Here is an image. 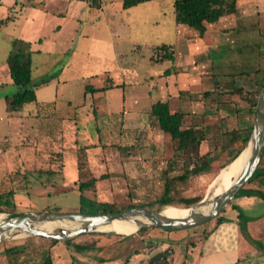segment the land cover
<instances>
[{"label":"rangeland","instance_id":"1","mask_svg":"<svg viewBox=\"0 0 264 264\" xmlns=\"http://www.w3.org/2000/svg\"><path fill=\"white\" fill-rule=\"evenodd\" d=\"M14 1L0 0V20L8 19L0 27V182L4 179L7 183L4 186L10 185L15 191L12 197V213L14 215L40 212L79 213V211L95 213L102 210L101 204L110 206L106 209L113 208L116 212L126 210L129 205L161 210L157 200L161 197L166 181H169L171 187L169 196L171 199L203 198L209 183L229 158L228 151L219 148L222 140L215 144L214 139L220 132L235 127L242 130L249 125L252 126L254 119V114L249 115L247 119L243 117L246 113L245 103L238 104L231 101L227 104L219 101L220 96L225 95L224 92L216 95L213 99L214 103L206 114L205 132L209 143L205 149L210 152V171L202 176L192 177L186 183H178L174 180L182 172V164L174 159V143L167 136L159 137V131H156L157 134L154 133L153 130H157L158 126L153 121L150 125L151 136L144 134L131 147L130 156L139 153L141 156L137 162L140 161L141 164L136 165V171L130 174L129 179L121 167L120 160L126 155H122L116 149L119 143L108 135L110 127L120 129V124H97L94 123L93 118L89 117L86 120L83 117L86 122L81 126L78 125L76 138L73 135L64 137L55 134L57 129L51 125L44 126L37 123L38 121L31 123L30 120H25L20 126L19 118H14L5 112V102L2 98L18 90L10 80V73L21 68L22 62L8 60L14 40L31 44L30 68L33 81L50 79L49 85L36 90L39 101L53 100L57 93V98L62 101L70 100L74 104H81L85 87L99 84L101 75H107L105 80L107 84L125 82L127 95L150 90L153 96H156V78L150 79V76L163 72L168 67V63L166 61L149 63L148 56L152 53L153 47L161 46L163 40L170 39L171 27L174 23L173 0H152L128 9L121 7V0H102V10L90 8L86 4L80 5V2L75 0L71 1L69 6L61 3L57 7L53 0H48L46 8L55 12L48 14L40 9L22 6L20 3L10 8ZM58 9L61 10L59 14ZM57 27L60 29L57 30ZM240 39L243 41L242 37ZM250 40L253 42L246 41L241 46L240 41V47L233 48L239 54V59L237 58L236 61L242 64L246 71L253 72L238 77L240 82L237 87L243 85L244 87H240L252 91L257 102L264 84V59L261 62L264 36L256 43L253 38ZM216 56L225 58L230 54L218 53ZM134 82L137 84L133 85ZM186 96V93L182 95V97ZM88 102L87 99L81 111L89 110ZM224 103L228 105L227 108L226 106L221 108L220 105ZM224 108L231 112H223ZM29 109L33 107L27 106L23 111ZM226 113L233 119L227 121ZM99 141L103 145L102 148L98 145ZM240 144V139H237L230 149L236 152ZM165 148H168V154L163 152ZM56 153H61L62 156L61 169L60 166L57 167L56 159H52ZM170 154L173 162L169 166L170 172L163 174L165 169L163 162ZM115 160H119V163H114ZM41 167L43 169L53 167L59 169V172L47 175L37 171ZM15 171L24 174L17 175L14 174ZM90 181L92 182L89 187L82 191L85 200L80 202L78 187L81 183ZM241 194L242 192L239 195ZM174 205L186 207L184 203H174ZM225 213L223 211L221 215ZM10 216L7 212L1 213L0 222ZM212 225L213 223L183 231L148 229L128 236L81 235L71 242L110 245L122 237L148 236L152 240L146 241L149 254L166 250L165 264H173L174 248L178 252L177 257H181V263H185L182 255L185 254L186 249L195 238H202L203 232L211 229ZM165 235L186 237L187 248L178 247V243L173 238L165 239ZM148 244L151 246L148 247ZM54 245H58L55 249L61 252L64 251V247L70 248L63 242L54 244L51 240L33 237L0 244V251L3 248L7 249L9 264H42L43 255ZM127 246L128 243H124L119 247V251ZM96 251L98 252L97 247ZM96 251L92 250V252ZM63 257L68 259L67 256L63 255Z\"/></svg>","mask_w":264,"mask_h":264},{"label":"crops","instance_id":"2","mask_svg":"<svg viewBox=\"0 0 264 264\" xmlns=\"http://www.w3.org/2000/svg\"><path fill=\"white\" fill-rule=\"evenodd\" d=\"M23 1L15 0L10 8L20 3L22 6L43 10L46 14L55 13L46 8L48 0H26L25 3ZM71 1L73 0H53L57 7L61 3H66L69 6ZM79 2L80 5H88L84 1ZM40 6L41 8H38ZM98 10H102V0H100ZM60 11L58 9V14L61 13ZM205 28L204 34L199 35L197 31L176 23L174 19L169 41L163 40L164 42H162V45L169 48L173 60H158L155 57L154 49L160 45L152 48V53L148 56L149 63L163 61L168 63V67L163 72L150 76V79L156 78V96H153L150 90L127 95L125 94V82L115 85L107 84L105 82L107 75H101L99 84L85 87L81 104H74L70 100L62 101L57 98L55 92V98L50 101H39L36 97L34 103L27 105L32 106L33 109L23 111L27 107L25 106L20 112H8L5 104V112L7 115L19 118L20 126L25 120H30L31 123L38 121L37 123L44 126L51 125L57 129L55 134L64 137L73 135L76 138L75 134L79 130L78 125L81 126L89 117L93 118L94 123L97 124H120V129L110 127L108 135L119 143L116 149L122 155H126L125 158L120 159L122 161L120 164L130 179V174L132 175L136 171L137 164H141L140 161L137 162L141 155L138 153L136 156H130V149L144 134L148 137L151 136L150 109L154 102H166L171 112L206 115L208 108L214 103V98L212 96L204 97V93H213L216 90V83L219 89L223 86L229 89L231 82L237 86L240 82L238 77L253 73L246 71L243 65L236 61L237 58L239 59V54L233 48L234 46L238 47L240 41L243 46L246 41L247 43L253 42L250 40L252 38L256 43L259 38L264 36V0H236L234 14L221 17L213 23H205ZM56 29L59 30L60 27ZM241 37L243 41L240 39ZM218 53L230 54V56L221 58L216 56ZM263 59L264 52L261 62ZM234 69L238 71L235 72ZM231 76L234 79L231 80ZM49 84L50 82L45 85ZM136 84L137 82L133 83V85ZM42 86L35 89V96L36 90ZM184 93H186V97H182ZM2 98L4 100V96ZM87 99L89 100V110L81 111ZM219 101L244 103L237 95L232 94L220 96ZM226 103L221 104V108L223 106L227 108ZM229 106L235 105L229 104ZM226 108H224L225 111L222 109L221 111L231 112ZM60 109L63 110L60 111ZM226 116L227 121L233 119L230 114L226 113ZM83 117L86 118L85 121L82 119ZM243 117L247 119L248 116L244 113ZM230 130L232 129L228 131ZM153 131L154 133L159 131V137L167 136L159 128ZM167 138L170 139L168 136ZM98 145L103 147L101 141L98 142ZM163 152L168 154V148H165ZM172 154L163 162L165 164L163 174L170 172L169 166L173 163ZM114 163L118 164L119 160H115ZM258 168L260 172H264V147ZM246 190L230 202L224 210L226 213L221 215V222L218 225L213 223L206 238L194 239V242L182 255L185 263H181V257H177L178 252L173 248L175 257L173 264H264V175L261 174L249 183ZM248 191H255V193H248ZM165 236V239L173 238L178 243V247H184L187 243L186 237L180 235ZM146 241L152 240L148 236L136 237L132 235L122 237L110 245L96 244L94 249L96 251L97 247L98 252L76 253L71 247L69 249L64 247V251L61 252L55 249L58 248V245L52 246L49 251L52 256V264H121L124 256L135 251L137 253L131 256L127 264H139L141 261L148 260L152 255L162 252L149 254V250L146 249ZM124 243H128V246L120 252L119 247ZM185 248L187 247L185 246ZM6 250L3 248L0 251V264H9ZM63 255L68 259H65Z\"/></svg>","mask_w":264,"mask_h":264},{"label":"trees","instance_id":"3","mask_svg":"<svg viewBox=\"0 0 264 264\" xmlns=\"http://www.w3.org/2000/svg\"><path fill=\"white\" fill-rule=\"evenodd\" d=\"M86 2L89 7L99 9L100 8V0H78ZM152 0H122V8L128 9L134 7L138 4L149 2ZM173 12L174 19L176 23L183 24L199 33V35H203L206 28L205 23H213L218 21L221 17L228 16L234 14L236 12V0H173ZM8 21L0 20V27L4 25ZM13 50L8 55L9 61H20L21 68L16 71H11L10 80L12 84L17 87V91L11 95H4V100L6 104V110L8 112H20L22 109L32 104L36 101L35 89L39 86L45 85L50 82V79H44L39 82H34L31 75V51L30 44L28 42H23L22 40H14L12 41ZM155 57L158 60H170L172 61L173 57L169 48L166 45H161L154 49ZM231 80L234 79L233 76L230 77ZM234 81V80H233ZM231 87L229 89L225 88H217L213 93H204V97L212 96L214 99L216 95L221 94H232L237 95L244 103L246 104V114L247 116L254 114V110L256 107V96L254 93L248 89L237 87L233 82H231ZM264 84H262V87ZM261 87V88H262ZM223 89V91H221ZM188 118V119H187ZM150 119L155 122L158 128L167 135L170 140L174 143V159L175 161H179L182 164L183 170L182 172L174 178L178 183H186L192 177L202 176L210 171L211 159L209 157V150L205 149V146H208L209 139L205 132V122L207 121V115H194L190 113L183 112H171L169 110L168 104L162 101H156L152 104L150 109ZM187 120V121H186ZM220 121V120H219ZM187 122V123H186ZM251 130V125L246 128L240 129H232L230 131L220 132L217 137L214 139L215 144H218L219 140H222V144L219 146L220 150L228 151V160L221 167L224 168L227 166L241 151L243 146L245 145L248 135ZM240 139L241 144L240 148L234 152L230 149L232 143ZM264 147V145H263ZM131 150V149H130ZM52 159H56L57 167L62 166V156L61 153H56ZM38 172L46 173L47 175H52L59 172V169L50 167V169H43L42 167L37 170ZM14 174H24L18 172H14ZM264 175V172H260V169L257 168L253 176L246 183L244 188L238 193V195L242 192H246V186L252 182L254 178L259 177L260 175ZM94 180V179H92ZM90 182L81 183L79 185L80 191V202L85 200L82 191L89 187ZM6 181L4 179L0 182V214L7 212L10 217L22 216V215H14L12 213L13 210V200L12 197L15 195L14 189L9 185L4 186ZM4 186V188H3ZM171 187L169 181L165 182L163 192L161 197L157 200V204L160 208H164L166 206H175L174 203H184L186 207L193 205L194 203L200 201L201 198H178L171 199L170 196ZM248 193H255V191H248ZM237 195V196H238ZM103 207L102 210H99L95 213H113L116 212L111 209H106V207H110L106 204H101ZM135 206L129 205L127 209L133 208ZM144 207V206H142ZM146 208V207H144ZM148 209V208H146ZM150 210V209H148ZM79 213H88L79 211ZM222 220L221 214L213 219L208 224L214 223L218 225ZM209 232L204 231L202 238H206ZM78 238V237H75ZM75 238H71L63 243L69 245L72 250L76 253L84 252V251H92L95 247V242L91 243H72L71 241ZM54 244H57L60 241H52ZM151 245L148 244V247ZM135 251L132 254H128L123 257L121 264H127L129 259L133 254H136ZM167 260V251L164 250L162 252L156 253L152 255L148 260L141 261L139 264H165ZM42 264H52V256L50 251H47L45 255H43Z\"/></svg>","mask_w":264,"mask_h":264},{"label":"water","instance_id":"4","mask_svg":"<svg viewBox=\"0 0 264 264\" xmlns=\"http://www.w3.org/2000/svg\"><path fill=\"white\" fill-rule=\"evenodd\" d=\"M263 145L264 86L256 102L254 119L247 141L239 154L224 168L230 166L244 151L248 153L247 159L232 183L211 200H201L186 207L187 213L179 217L166 216L162 214V209L148 210L141 206L113 213H29L0 222V244L33 237L62 242L81 235H121L102 229L114 221L128 223L134 228L132 234L148 229L183 231L204 226L228 207L253 176L261 160Z\"/></svg>","mask_w":264,"mask_h":264},{"label":"bare ground","instance_id":"5","mask_svg":"<svg viewBox=\"0 0 264 264\" xmlns=\"http://www.w3.org/2000/svg\"><path fill=\"white\" fill-rule=\"evenodd\" d=\"M247 151L241 153L232 164L226 168H222L217 175L209 183L202 201H209L221 191L225 190L231 183L232 180L241 171L246 159ZM200 200V201H201ZM191 206V205H190ZM187 213L186 207L178 206H166L162 209V214L169 217H179L184 216ZM105 231H114L121 235H130L133 233L134 228L125 222L114 221L110 225L102 228Z\"/></svg>","mask_w":264,"mask_h":264}]
</instances>
